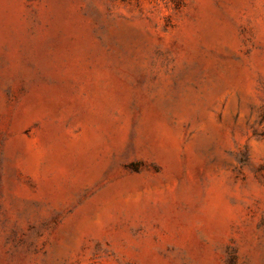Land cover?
<instances>
[{"label": "rangeland", "instance_id": "374dc122", "mask_svg": "<svg viewBox=\"0 0 264 264\" xmlns=\"http://www.w3.org/2000/svg\"><path fill=\"white\" fill-rule=\"evenodd\" d=\"M0 264H264V0H0Z\"/></svg>", "mask_w": 264, "mask_h": 264}]
</instances>
